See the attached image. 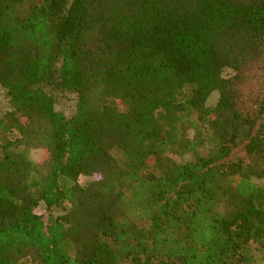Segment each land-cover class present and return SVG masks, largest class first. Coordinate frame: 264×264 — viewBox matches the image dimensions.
Returning <instances> with one entry per match:
<instances>
[{"label": "trees", "instance_id": "1", "mask_svg": "<svg viewBox=\"0 0 264 264\" xmlns=\"http://www.w3.org/2000/svg\"><path fill=\"white\" fill-rule=\"evenodd\" d=\"M0 87V264H264V0H0Z\"/></svg>", "mask_w": 264, "mask_h": 264}, {"label": "rangeland", "instance_id": "2", "mask_svg": "<svg viewBox=\"0 0 264 264\" xmlns=\"http://www.w3.org/2000/svg\"><path fill=\"white\" fill-rule=\"evenodd\" d=\"M232 74V71L230 69H226L224 71V75L225 76H230ZM74 94L69 93V92H65L62 94H59L57 96H55V107L57 110L62 111L65 115H69L74 107ZM217 99V93L214 92L212 93L208 100L207 103L208 104H214L215 101ZM8 100H7V96L6 93L4 91V89L2 87H0V115L2 113H4L7 109H8ZM42 152L40 149H33L30 153V158L34 161H39L41 158ZM88 180V177L86 176H80L79 181L81 184L86 183ZM263 181H261L260 183H263ZM35 212L40 214L42 220L44 222L47 221V219L50 216H57L58 214H61V211L57 208H46L45 205L43 203H40L36 208H35Z\"/></svg>", "mask_w": 264, "mask_h": 264}, {"label": "clouds", "instance_id": "3", "mask_svg": "<svg viewBox=\"0 0 264 264\" xmlns=\"http://www.w3.org/2000/svg\"><path fill=\"white\" fill-rule=\"evenodd\" d=\"M210 238V237H209Z\"/></svg>", "mask_w": 264, "mask_h": 264}]
</instances>
